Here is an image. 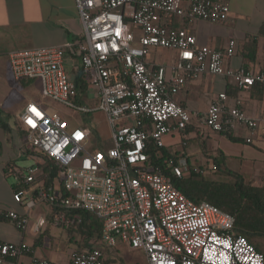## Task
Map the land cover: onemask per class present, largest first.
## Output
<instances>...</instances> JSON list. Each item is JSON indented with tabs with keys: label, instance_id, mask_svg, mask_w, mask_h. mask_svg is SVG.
I'll use <instances>...</instances> for the list:
<instances>
[{
	"label": "built area",
	"instance_id": "obj_1",
	"mask_svg": "<svg viewBox=\"0 0 264 264\" xmlns=\"http://www.w3.org/2000/svg\"><path fill=\"white\" fill-rule=\"evenodd\" d=\"M75 4L82 36L71 53L79 60L88 87L94 88V108L74 103V73L65 69L63 47L13 50L10 67L17 79H37L45 97L83 112H103L110 134L93 139L89 126L71 124L58 111L27 102L20 119L33 162L11 170L15 202L26 210L48 207L51 223L63 229L81 223V211L96 216L101 224L100 246L74 249L70 264H104L107 251L113 254L118 242L142 249L148 264H264L263 255L244 236L233 234V215L187 197L146 153L148 141L161 150L163 136L184 130L189 122V111L171 97L188 79L219 74L242 89L255 82L264 86L263 72L225 65V59L235 52L234 39L223 49H213L198 44L187 26L172 23L175 17L187 25L198 19L227 22L228 3L75 0ZM157 47L176 53L169 75L165 65L147 62ZM71 67L76 70L77 63ZM226 100V94L219 93L210 102L203 117L205 125L225 132L244 124L253 133L257 121L238 105L227 107ZM45 159L58 168L60 187L44 184L41 164ZM163 162L178 177L188 168L184 157L176 164L169 157ZM0 215L20 231L29 225L27 213L6 208ZM45 221L40 218L38 226ZM28 251L23 244L0 242V264ZM29 264L53 263L32 258Z\"/></svg>",
	"mask_w": 264,
	"mask_h": 264
},
{
	"label": "crops",
	"instance_id": "obj_2",
	"mask_svg": "<svg viewBox=\"0 0 264 264\" xmlns=\"http://www.w3.org/2000/svg\"><path fill=\"white\" fill-rule=\"evenodd\" d=\"M225 1L230 7L227 22L198 19L187 25L183 19L175 17L172 23L187 26L196 36L198 44L213 49H223L229 39H234L235 52L225 59V65L264 73V0ZM81 36L82 26L75 0H0V120L6 124L4 128L0 126V210L12 209L20 214L27 213L29 217L27 229L20 231L0 215V242L23 244L30 248L16 258H7L3 264H29L32 258L47 259L53 264H70L68 256L64 260V254L52 247V238L57 236L70 241L75 238L76 248L79 249L97 244L82 238L75 228L63 229L53 225L48 207L37 205L26 210L13 199L15 179L11 170L33 162L25 145L26 130L20 114L27 102L36 100L31 97L34 95L29 86L32 80L13 76L9 53L17 49L60 46L66 50V69V65L79 62L71 51ZM175 58L174 50L157 47L150 51L147 62L152 66L165 65L169 75ZM89 89L84 98L97 100L95 95L88 96ZM219 93L226 94L227 107L238 105L257 121L253 133L244 124H236L225 132L212 131L205 125L203 117L207 107ZM171 97L189 111L190 120L184 130H173L163 136L167 137L166 141L163 139L166 150L179 158L184 157L188 165L203 173L208 169L215 173V160L224 158L225 164L245 180L264 186L263 85L255 82L251 87L242 89L225 75L204 73L196 79H188ZM11 116L15 119L10 122ZM74 120L69 119L71 124ZM96 125L95 128L89 126L92 138L98 129ZM103 128L107 130L108 126ZM248 137L250 141H247ZM177 142L180 143V150L174 145ZM244 143L248 147L242 145ZM209 158L212 160L211 168ZM19 160L25 162L20 164ZM23 189L28 191L29 187ZM40 218L46 221L38 226Z\"/></svg>",
	"mask_w": 264,
	"mask_h": 264
},
{
	"label": "trees",
	"instance_id": "obj_3",
	"mask_svg": "<svg viewBox=\"0 0 264 264\" xmlns=\"http://www.w3.org/2000/svg\"><path fill=\"white\" fill-rule=\"evenodd\" d=\"M72 77L76 86V98L80 102L88 88L82 68L78 67ZM43 107L47 109L48 106ZM0 126L6 127L4 121L0 120ZM146 153L150 161L159 166L162 173L170 176L174 185L187 197L195 202L205 201L233 215V234L244 236L264 258V186L245 180L240 173L225 164L224 158L215 160V177L205 176L188 164L186 171L178 177L171 172L170 166L163 162L165 157H169L176 164L179 158L176 154L170 153L164 147L158 150L152 141L147 142ZM41 169L45 185L60 187L58 168L50 160L45 159ZM80 214L81 223L72 228L87 241L99 243L100 221L92 213L81 211ZM104 264H109L107 258Z\"/></svg>",
	"mask_w": 264,
	"mask_h": 264
},
{
	"label": "rangeland",
	"instance_id": "obj_4",
	"mask_svg": "<svg viewBox=\"0 0 264 264\" xmlns=\"http://www.w3.org/2000/svg\"><path fill=\"white\" fill-rule=\"evenodd\" d=\"M80 62H78L77 64H79ZM69 65V64H68ZM66 65V70L69 71L70 73H74L75 69H73L72 67H70L71 65ZM32 81H30V91L33 92V97L32 99L36 100V103L40 104L42 107L43 105H47L49 110H56L58 111L60 114L63 115V117H66L67 119H76L73 121V124H80V125H85V126H91L92 128H95V125L98 126V129L96 132L93 133V139L96 137H99L100 135L105 136V135H109V130H105L103 127H105L107 125V121H106V116L103 112L101 111H91V112H83L80 110H77L75 108H71L68 107L56 100L50 99L48 97H45L42 95L41 93V88H40V83L37 79H30ZM88 96L91 97L93 95V91L94 88L90 87V89L88 90ZM81 98V96H80ZM82 100V101H81ZM40 101V102H38ZM74 103L78 104V105H83L86 106L88 108H94L97 104V100H86L85 98H81L80 102L78 101L77 98H75ZM43 104V105H42ZM15 119L14 116H11V118L9 119L10 122L13 121ZM96 123V124H95ZM100 126V127H99ZM108 126V125H107ZM104 130V131H103ZM94 131V130H93ZM165 141L167 140V137L165 136V138H163ZM180 143H176L174 144L175 147L180 150L181 146L179 145ZM242 145H245L248 147V144L244 143ZM96 146H93L92 148L94 149ZM212 160L209 158L208 159V165L211 168L212 167ZM25 162V160H19L20 164H23ZM205 164V162H204ZM208 172H201L203 173L205 176L208 177H214V173H212L210 171V169L207 170ZM55 230V229H54ZM58 237V236H57ZM57 237L52 238V247H54L55 249H57L60 253H63L65 258L64 260H66V257L69 259L70 258V254L71 252L76 248V241L75 238L70 240H63V239H59ZM57 244V245H55ZM100 245L99 243H97L95 246ZM107 263L109 264H121V262H123L124 264H148L146 257H145V253L143 252L142 249H131L128 245H126L125 243L122 242H118L117 245L115 246V252L114 254H110L107 251Z\"/></svg>",
	"mask_w": 264,
	"mask_h": 264
},
{
	"label": "snow or ice",
	"instance_id": "obj_5",
	"mask_svg": "<svg viewBox=\"0 0 264 264\" xmlns=\"http://www.w3.org/2000/svg\"><path fill=\"white\" fill-rule=\"evenodd\" d=\"M33 111H35V109H33ZM37 115H40V114L37 113ZM41 118H42V117H41ZM29 123H30V124H33V121L29 120ZM33 126H35V125L33 124ZM76 135H77V137H79V136H80V133H76Z\"/></svg>",
	"mask_w": 264,
	"mask_h": 264
}]
</instances>
